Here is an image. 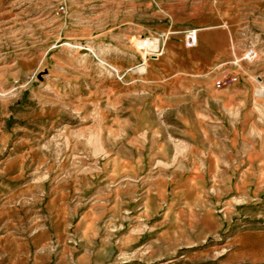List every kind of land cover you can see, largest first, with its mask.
Here are the masks:
<instances>
[{"label": "rangeland", "instance_id": "1", "mask_svg": "<svg viewBox=\"0 0 264 264\" xmlns=\"http://www.w3.org/2000/svg\"><path fill=\"white\" fill-rule=\"evenodd\" d=\"M240 5L203 70L167 2L0 0V264H264V0Z\"/></svg>", "mask_w": 264, "mask_h": 264}, {"label": "crops", "instance_id": "2", "mask_svg": "<svg viewBox=\"0 0 264 264\" xmlns=\"http://www.w3.org/2000/svg\"><path fill=\"white\" fill-rule=\"evenodd\" d=\"M158 1L167 2L175 11L173 12V17L171 16L165 26L160 29L164 37H168L170 41L182 42L187 37L191 39L194 36L192 34L187 36V30L191 28L197 30L199 42L196 52H198L197 55L199 56L193 63L200 66L201 69L206 70L214 67L217 60L228 53L229 39L233 34L232 30L228 29L226 22H224L226 15L229 16L226 5L232 2L237 9H240L242 0ZM233 19L232 17L231 24H235ZM138 44L145 46L147 40L140 39Z\"/></svg>", "mask_w": 264, "mask_h": 264}, {"label": "bare ground", "instance_id": "3", "mask_svg": "<svg viewBox=\"0 0 264 264\" xmlns=\"http://www.w3.org/2000/svg\"><path fill=\"white\" fill-rule=\"evenodd\" d=\"M158 42H159V41L157 40V41H155V42H152V43L150 42V43H151V46H155V47H156V46H158Z\"/></svg>", "mask_w": 264, "mask_h": 264}, {"label": "built area", "instance_id": "4", "mask_svg": "<svg viewBox=\"0 0 264 264\" xmlns=\"http://www.w3.org/2000/svg\"><path fill=\"white\" fill-rule=\"evenodd\" d=\"M192 35H194V36L192 37V39L195 40V39H196V30H193Z\"/></svg>", "mask_w": 264, "mask_h": 264}]
</instances>
